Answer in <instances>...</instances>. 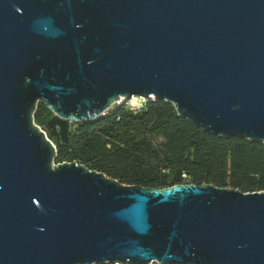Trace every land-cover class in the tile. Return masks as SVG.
Here are the masks:
<instances>
[{"label": "water", "instance_id": "obj_1", "mask_svg": "<svg viewBox=\"0 0 264 264\" xmlns=\"http://www.w3.org/2000/svg\"><path fill=\"white\" fill-rule=\"evenodd\" d=\"M130 97L264 143V0H0V264H264V190L54 163L38 101L63 145Z\"/></svg>", "mask_w": 264, "mask_h": 264}, {"label": "trees", "instance_id": "obj_2", "mask_svg": "<svg viewBox=\"0 0 264 264\" xmlns=\"http://www.w3.org/2000/svg\"><path fill=\"white\" fill-rule=\"evenodd\" d=\"M130 98L96 119L71 123L63 145L47 127L52 112L38 101L33 121L56 144L54 163L76 161L145 187L211 183L244 192L264 190V143L205 132L179 117L164 99L145 97L130 105Z\"/></svg>", "mask_w": 264, "mask_h": 264}, {"label": "bare ground", "instance_id": "obj_3", "mask_svg": "<svg viewBox=\"0 0 264 264\" xmlns=\"http://www.w3.org/2000/svg\"><path fill=\"white\" fill-rule=\"evenodd\" d=\"M141 101H142V98H140V97H132V98L129 99V102H131V103H138V102H141Z\"/></svg>", "mask_w": 264, "mask_h": 264}, {"label": "rangeland", "instance_id": "obj_4", "mask_svg": "<svg viewBox=\"0 0 264 264\" xmlns=\"http://www.w3.org/2000/svg\"><path fill=\"white\" fill-rule=\"evenodd\" d=\"M140 98H142V100L145 98V97H140ZM128 103L130 104V105H138V104H140V102H138V103H131V102H129V100H128ZM70 126V125H69ZM105 264H110V263H105Z\"/></svg>", "mask_w": 264, "mask_h": 264}, {"label": "built area", "instance_id": "obj_5", "mask_svg": "<svg viewBox=\"0 0 264 264\" xmlns=\"http://www.w3.org/2000/svg\"><path fill=\"white\" fill-rule=\"evenodd\" d=\"M122 99H119L116 103H118L119 101H121ZM110 264H121V262H119V261H115V262H112V263H110Z\"/></svg>", "mask_w": 264, "mask_h": 264}]
</instances>
